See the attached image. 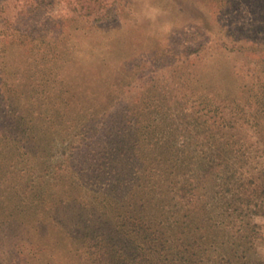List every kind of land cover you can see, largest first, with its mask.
<instances>
[{
    "label": "trees",
    "instance_id": "16d2710c",
    "mask_svg": "<svg viewBox=\"0 0 264 264\" xmlns=\"http://www.w3.org/2000/svg\"><path fill=\"white\" fill-rule=\"evenodd\" d=\"M249 1L264 10V0ZM69 3L97 23L114 21L120 1ZM7 29L0 39V264L42 255L40 264H264L249 256L261 238L252 216L263 206L264 168L246 172L243 140L230 132L237 117L247 120L249 105L199 85L205 38L123 63L125 70L105 78L103 98L113 104L79 108L69 153L47 166L51 152L38 150L35 127L13 108L9 93L19 81L6 70ZM251 32V44L223 47L264 58L263 28ZM261 74L264 68L257 77L264 86ZM248 121L264 144L263 118ZM64 177L71 187L55 199L51 187ZM31 230L39 242L27 245L21 236Z\"/></svg>",
    "mask_w": 264,
    "mask_h": 264
},
{
    "label": "rangeland",
    "instance_id": "374dc122",
    "mask_svg": "<svg viewBox=\"0 0 264 264\" xmlns=\"http://www.w3.org/2000/svg\"><path fill=\"white\" fill-rule=\"evenodd\" d=\"M35 1L23 15L19 8L25 5L24 0H0V39L7 24L6 70H10V81H19V89L9 94L17 114L35 127L37 145L51 152L49 158L45 157V165L51 166L64 152L69 153L68 144L81 117L79 108L93 102L113 104L103 98L105 78L116 70H125L123 63L153 59L151 55L162 54L166 45L180 48L205 38L209 48L196 60L201 72L199 85L213 88L221 100L249 105L243 107L247 120L237 117L230 132L243 140L248 157L246 172L264 168V144L256 140L252 125L247 123L254 116L264 120V86L257 82L264 58L223 47L251 44V29L264 31V10L251 9L249 0H119L114 21L92 23L71 12L69 0ZM167 70L161 72V80L169 75ZM94 91L96 98L92 96ZM55 181L53 198H64L71 181L66 177ZM252 220L259 226L261 238L255 241L249 256L264 261V202ZM23 234L27 245L39 242L32 230ZM47 256H29L25 264H40Z\"/></svg>",
    "mask_w": 264,
    "mask_h": 264
}]
</instances>
